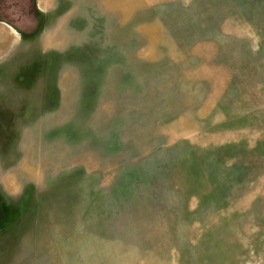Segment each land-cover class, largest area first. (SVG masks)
Wrapping results in <instances>:
<instances>
[{
    "label": "rangeland",
    "instance_id": "374dc122",
    "mask_svg": "<svg viewBox=\"0 0 264 264\" xmlns=\"http://www.w3.org/2000/svg\"><path fill=\"white\" fill-rule=\"evenodd\" d=\"M0 264H264V0H0Z\"/></svg>",
    "mask_w": 264,
    "mask_h": 264
},
{
    "label": "crops",
    "instance_id": "0c3cea01",
    "mask_svg": "<svg viewBox=\"0 0 264 264\" xmlns=\"http://www.w3.org/2000/svg\"><path fill=\"white\" fill-rule=\"evenodd\" d=\"M49 1L50 0H38V3H39V6H40V3L42 4V3H45V5H48V3H49ZM47 2V3H46Z\"/></svg>",
    "mask_w": 264,
    "mask_h": 264
}]
</instances>
